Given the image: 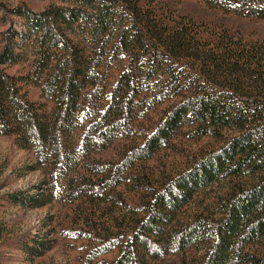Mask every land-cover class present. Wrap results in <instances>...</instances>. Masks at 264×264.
Here are the masks:
<instances>
[{
    "label": "trees",
    "instance_id": "obj_1",
    "mask_svg": "<svg viewBox=\"0 0 264 264\" xmlns=\"http://www.w3.org/2000/svg\"><path fill=\"white\" fill-rule=\"evenodd\" d=\"M40 1L0 0V136L42 174L10 201L66 208L82 264H264V38L168 0ZM194 1L264 23V0Z\"/></svg>",
    "mask_w": 264,
    "mask_h": 264
},
{
    "label": "rangeland",
    "instance_id": "obj_2",
    "mask_svg": "<svg viewBox=\"0 0 264 264\" xmlns=\"http://www.w3.org/2000/svg\"><path fill=\"white\" fill-rule=\"evenodd\" d=\"M168 1L178 12L190 13L206 22L237 27L250 37L264 38V23L223 14L205 8L194 0ZM3 2L10 8L22 2L34 9L46 4L40 0H3ZM8 21L9 25L23 37L25 43L23 54L30 57L34 51V44L30 41L23 25L14 16ZM3 29L4 27L0 26V31ZM10 69L15 73L20 67L13 66ZM29 92L31 96H36L34 88H29ZM41 182L42 174L33 168L31 156L18 148L10 137L0 136V221L7 226L9 232L6 242L0 245V264H82L80 256H83V248L80 246L84 239L72 238L69 233L62 232L65 225L60 223L64 220L66 208L60 205L33 208L10 201L12 195L26 196L41 192ZM29 238L43 240L46 243L42 255L32 258L20 249L19 244Z\"/></svg>",
    "mask_w": 264,
    "mask_h": 264
}]
</instances>
